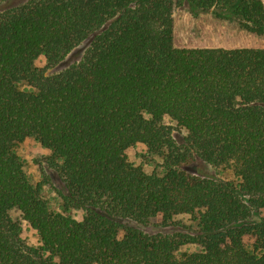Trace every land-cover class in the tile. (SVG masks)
Segmentation results:
<instances>
[{"label":"trees","instance_id":"16d2710c","mask_svg":"<svg viewBox=\"0 0 264 264\" xmlns=\"http://www.w3.org/2000/svg\"><path fill=\"white\" fill-rule=\"evenodd\" d=\"M179 7L264 36L263 0L0 5V264H264V46H176ZM28 138L51 151L60 211L49 178L24 169ZM138 143L163 155L162 173L129 161ZM198 162L236 180L192 171ZM187 244L201 250L178 256Z\"/></svg>","mask_w":264,"mask_h":264},{"label":"rangeland","instance_id":"374dc122","mask_svg":"<svg viewBox=\"0 0 264 264\" xmlns=\"http://www.w3.org/2000/svg\"><path fill=\"white\" fill-rule=\"evenodd\" d=\"M16 1L18 0H1L0 5L3 7L9 3H16ZM174 43L179 47H263L264 36L243 29L239 20L220 19L211 12L195 16L186 8L179 7L174 14ZM82 53V48H77L57 66L49 69L48 73L62 70L80 58ZM36 66L45 67V58L41 57L38 59ZM175 134L177 139L181 141L185 137L186 131L176 130ZM17 151L23 159L27 175L33 181L42 182L45 176L49 178V184H44L43 187L44 196L52 209L60 211L61 197L57 194L56 187H61L62 183L58 174L47 163V158L51 155V151L34 138H28L19 144ZM127 156L129 161L135 165L142 166L148 173L156 172L160 174L163 171V155L149 151L142 143L130 147L127 150ZM190 169L210 176L236 180L233 172L227 168H214L198 162ZM261 212L264 215V210ZM70 214L76 218L82 217V211L72 210ZM175 220L187 228H195L197 225V221L190 214H180L175 217ZM21 222L23 228L22 236L25 241L34 245L39 244L36 231L26 221L22 220ZM200 250L201 246L198 244H187L180 247L177 254L182 256Z\"/></svg>","mask_w":264,"mask_h":264},{"label":"crops","instance_id":"0c3cea01","mask_svg":"<svg viewBox=\"0 0 264 264\" xmlns=\"http://www.w3.org/2000/svg\"><path fill=\"white\" fill-rule=\"evenodd\" d=\"M264 1V0H263Z\"/></svg>","mask_w":264,"mask_h":264}]
</instances>
